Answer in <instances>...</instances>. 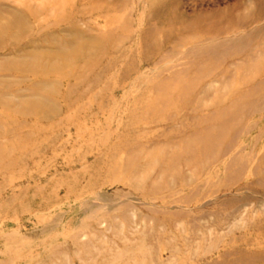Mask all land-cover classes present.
Segmentation results:
<instances>
[{"label":"rangeland","instance_id":"obj_1","mask_svg":"<svg viewBox=\"0 0 264 264\" xmlns=\"http://www.w3.org/2000/svg\"><path fill=\"white\" fill-rule=\"evenodd\" d=\"M0 264H264V0H0Z\"/></svg>","mask_w":264,"mask_h":264}]
</instances>
